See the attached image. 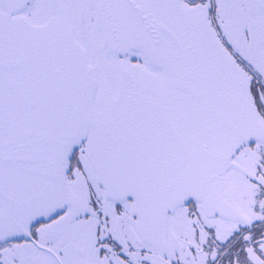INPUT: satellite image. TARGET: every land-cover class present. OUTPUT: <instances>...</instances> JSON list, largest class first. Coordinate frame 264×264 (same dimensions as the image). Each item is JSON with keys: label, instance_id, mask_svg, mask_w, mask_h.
I'll list each match as a JSON object with an SVG mask.
<instances>
[{"label": "snow or ice", "instance_id": "1", "mask_svg": "<svg viewBox=\"0 0 264 264\" xmlns=\"http://www.w3.org/2000/svg\"><path fill=\"white\" fill-rule=\"evenodd\" d=\"M0 264H264V0H0Z\"/></svg>", "mask_w": 264, "mask_h": 264}]
</instances>
